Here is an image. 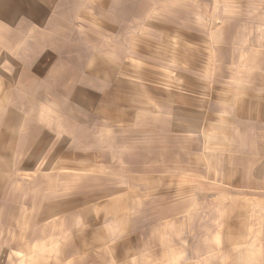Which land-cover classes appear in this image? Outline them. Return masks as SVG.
<instances>
[{"label": "rangeland", "instance_id": "374dc122", "mask_svg": "<svg viewBox=\"0 0 264 264\" xmlns=\"http://www.w3.org/2000/svg\"><path fill=\"white\" fill-rule=\"evenodd\" d=\"M38 1L0 0V116L6 114L7 110L13 111L10 113V119L27 117L24 116V108L33 106L29 103L30 97L33 96L28 95L26 89L24 91L26 94L20 93L23 88L30 87L32 81L43 82V87L47 86L49 91L52 90L53 94H48L52 102L57 91L59 92L57 94H61L73 83V80L66 78L67 69L70 66L65 62L63 63V79L45 77L32 80L14 75L17 71L24 72L27 64L23 60L28 56L24 50L29 53L30 42L98 43L125 40L136 44L142 40L169 42L172 45L175 42L176 54L172 45H160L163 54L158 55V58H152L155 62H150L151 59L142 64V61L132 55L125 58L123 64L128 70L123 68V71L125 76H128L131 87H134L136 82H140L135 79L133 72L141 66L153 67L157 73L163 75L169 74V71L177 73V69H181L186 63L183 58L184 50H186L184 42H193L192 56L196 55V57L192 59L194 67L191 71L193 73L207 71L209 78L204 83L207 86L216 84L214 73L210 76V72H215L216 69L224 77V80L217 82L216 86L238 87L241 82L253 81V79L244 80L242 77L250 75L247 71H255L254 60L249 58L246 62L232 64L230 42H239L240 48L235 49L243 53L264 52V0H129L133 4L144 2V14L136 15L137 8L133 6L131 11L135 15H130L131 17L123 23L128 29L121 32L122 40L119 38V30L118 33L116 30L102 28L101 22L105 14L93 13L88 15V20L81 17L77 20L71 17V21L67 22L55 13V0H46L48 4L51 3L47 7L42 6L43 11L39 15L36 14L35 8L39 6ZM125 1L128 2V0ZM88 2L91 6L94 5L93 0ZM136 19L139 21L140 29V19H142L143 31H137L135 28ZM108 20L111 21L110 18ZM112 21L114 22L113 19ZM136 32L140 34L136 35ZM143 33L149 37L145 38ZM216 42H224V66L215 61L213 50ZM85 53L83 51V54ZM32 56L35 62L29 68L28 75L41 76L48 72L56 58L55 55L40 58V53L33 52ZM36 66L44 68L43 72L36 73ZM79 69L82 70V64L76 66V70ZM118 75L120 78L121 75ZM62 81L65 88L62 85L57 88L56 84ZM95 81L94 91L81 87L80 92H93L94 99L96 97L97 100L100 97L101 84L100 80ZM114 81L118 80L114 79ZM158 81L163 82V79ZM149 85L158 86L159 84L151 81L144 84V86ZM75 91L78 92L79 88ZM88 96L90 94H82L80 97L82 102L75 108L70 105L69 109L78 113L83 112V102L88 100ZM66 105L68 104L65 103L64 115L61 109L55 110V107H52L44 117L50 119L51 123L59 117L66 119V111H68ZM35 114L39 116L36 110L32 115L35 116ZM83 115H79L80 120L87 118ZM215 136L212 133L206 142L205 136L198 138L193 135L192 138L195 141L189 144V149L176 152L181 155L186 153L193 156L197 154L205 156L206 158H201L203 165L201 169L198 166H192V172L187 174L178 172L177 176L154 174L149 171L144 179L155 180L154 185L151 181H147L148 183L145 182L143 185L145 187L143 190L139 189L141 186L128 183L127 175H103L98 174V171L97 174H93L82 170L77 172L67 170L65 168H69L70 164L59 157L33 159V166L30 168L29 160L25 161L24 157L14 152L15 145L13 147L11 144V147H8V142L0 143V264H83L79 263V256L83 258L89 253L93 256L99 254V250L103 249L91 246L90 242L94 238L88 237L82 239L85 255L75 250L77 247H73L74 252L71 254L65 253L67 241L68 243L75 241V238L69 240L61 236L66 229L67 224L64 223L67 221L66 216H63V222L58 218H50L45 208L54 198L55 193L64 196L82 194V198L83 194L88 192V194L94 193L92 198H97L102 196L98 194L102 192L100 191L102 188L108 190L106 195L111 197L107 201L108 205L104 207L105 216L101 219L110 221L121 213L123 217L132 220L131 228L137 234L134 236L135 246L133 245L132 255H130L132 264H257L258 262L264 264V255L256 254L260 244L263 246L264 239L237 237L241 234L246 236L248 230L254 231L261 227L262 224L258 223L254 215L257 211L264 214V190L225 189V186L231 187V185H223L226 181L223 180L225 176L222 164L224 165L225 158L230 155L232 146L225 141L219 142L225 137ZM215 139L217 141H214ZM71 145L70 143L62 144L63 148L67 149H70ZM105 145L102 143L98 150L105 149ZM99 161L101 160L97 159V162ZM96 166L99 164L97 163ZM205 166L208 172L207 178L204 174ZM27 169L29 172L25 173ZM259 174L260 171L257 169L254 176L260 178ZM189 186L191 190L183 189L184 187L189 189ZM73 187L77 189H72ZM114 187H121L120 194H124L126 198H129L128 200L136 195L137 200L147 203L142 206L135 198H132L131 200L137 202V206H129L122 200L116 199L120 208V211L116 213L111 207L113 200L111 198H115L112 196ZM246 196L250 197L249 203L239 204V201L247 202ZM101 198L92 201L98 202ZM251 202L257 205L252 206ZM126 210H128L127 214ZM151 211L156 213L151 216ZM157 219H159L158 222H156ZM75 228L78 229V227ZM58 230L60 234H55ZM156 231L155 237L153 234ZM70 234L69 236L73 238L76 231ZM105 261L108 264L112 263L109 259Z\"/></svg>", "mask_w": 264, "mask_h": 264}, {"label": "crops", "instance_id": "0c3cea01", "mask_svg": "<svg viewBox=\"0 0 264 264\" xmlns=\"http://www.w3.org/2000/svg\"><path fill=\"white\" fill-rule=\"evenodd\" d=\"M39 1V6L35 8L38 15L43 11L42 6L47 7L51 3L48 4L46 0ZM93 1L94 5L91 6L88 0H55V13L60 16V19L67 22L71 21V17L77 20L78 17L88 20V15L93 13L105 14L101 22L102 28L117 32L119 30L120 33L128 29L123 23L131 17L130 15L144 14L145 7L142 1L134 4L129 0L128 2H124V0ZM133 6L137 8L135 14L131 11ZM109 18L111 21L108 20ZM136 21L137 31H143L142 19H140L141 29L138 19ZM120 33L119 38L122 40L123 36ZM138 33L140 34V32H136V35ZM143 36L149 37L144 33ZM140 38L143 37L140 36ZM122 41L30 42L29 53L24 50L28 54L23 60L27 64L24 72L17 71L18 74L15 72L14 75L18 78H31L32 80L45 77L63 79V63L65 62L70 66H68L66 78L73 80V83L66 88L63 81L57 83L56 87L62 85L65 91L57 94L59 92L56 88L54 102L51 101V97H48V94H53L52 90L49 91L47 86L43 87V82L32 81L30 87L23 88L20 94H26L24 91L28 90V95L33 96L30 97L31 102H29L33 106L24 108V116H27L24 119H10V113L13 111L9 110L0 116V143L8 142V147H11V144L13 147L15 145L14 152L24 157L25 161L29 160L30 168L33 166V159L59 157L62 161L70 164L69 168H65L67 170L76 172L82 170L93 174H97L98 171V174L103 175H127L128 183L141 186L139 189L143 190L145 189L144 183L147 184L151 181L144 179L149 171L154 174L177 176L178 172L181 174L192 172V166H198L201 169L203 166L201 158H206L205 156L201 154L193 156L186 153L184 156L176 152L188 150L189 144L195 141L192 138L193 135L198 138L203 135L206 137L205 141H208L209 135L214 133L215 137H219V135L225 137L219 142L225 141L231 143L232 146L230 155L225 158L224 165L222 164L225 176L223 180L226 181L223 185H231V187L225 186V189L264 190V52L256 50L257 52H251V54L243 53L235 49L240 48L239 42H230L232 64L246 62L249 58L254 60L255 71H247L250 75L242 77L244 80L253 79V81L241 82L238 87L216 86L217 82L224 80L219 70L216 69L215 72H210V76L214 73L216 84L207 86L204 85L209 78L207 71L196 73L191 71L194 67L192 59L196 57V55L192 56L193 42H184L186 50H184L183 58L186 63L181 69H177V73L169 71V74L163 75L157 73L153 67L141 66L134 69L133 72L135 79L140 82H136V85L131 87L128 76H125L123 71V68L128 70L123 64L125 58L132 55L143 64V62L158 58V55L163 54L160 45L170 46L172 44L142 40L132 44L133 42ZM223 44L224 42H216L213 50L215 61L222 66L225 63L223 61ZM172 46L176 54L175 42ZM83 51L86 53L83 54ZM32 52L40 53V58L55 55L54 69L52 70L53 67H50L48 72L41 76L39 74L28 75L29 68L35 62ZM150 62H155V60L152 59ZM75 64H82V70H76L77 65L74 66ZM43 69L36 66L35 70L36 73H42ZM118 74L121 75L120 78ZM96 79L100 80L101 84L100 97L97 100L96 97L94 99L93 92H80L81 87L94 91ZM114 79L118 81H114ZM159 79H163V82L158 81ZM148 81L159 85L144 86ZM77 88H79L78 92L75 91ZM10 91L9 94H11ZM84 93L90 94V96L83 102V112L78 113L70 110V105L75 108L82 102L80 97ZM65 103L68 104L66 105L68 107L66 119L59 117L54 120V123H51L50 119L44 117L52 107H55V110L61 109L63 114ZM35 110L39 116L32 115ZM80 114H84L83 116L85 118L87 116V118L80 120ZM13 115L16 117L15 114ZM65 143L72 144L71 148H63L62 144L65 145ZM102 143L106 144L105 149L98 150ZM258 146L259 148H257ZM97 159L101 161L97 162ZM97 163L99 166H96ZM148 168L153 170H147ZM206 168L205 166L204 174L207 178ZM257 169L260 171V178L254 176ZM27 172L29 169L25 171V173ZM198 173H202V171H198ZM154 181H151L153 185ZM172 184L175 183L172 182ZM77 188L73 187L72 189ZM121 189V187L112 189L114 193L112 196H115V198H111L113 199L111 201L112 211L116 213L120 211L116 199L122 200L129 206H137V202L142 206L147 203L137 200L135 194V197L132 196L128 200L129 198H126L124 194H120ZM183 189L191 190V186L189 189L186 187ZM100 191L102 192L98 194L102 196L97 198L104 195L106 198H101L98 202L92 201L97 199L92 198L94 193H84L82 198V194L64 196L55 193L45 210L49 213L50 218H58L62 222L63 216H66L67 221L64 223L67 225L61 236L69 240L75 238V241L72 243L67 241L65 253L71 254L74 252L73 247H77L75 250H78L81 255H85L82 239L86 237L94 238L90 242L91 246L103 249L94 256L90 253L83 258L79 256V263L108 264L105 260L109 259L112 261L109 264H132L130 255H132L133 245L135 246L134 236L137 235L131 228L132 220L123 217L121 213L110 221L101 219L105 216L104 207L108 205L107 201L111 196L106 195L108 192L106 189L102 188ZM75 192H79V190H75ZM118 193L119 195H117ZM246 197L248 198L247 202L239 201V204H248L250 197ZM132 198H135L137 202L131 200ZM257 200L260 201V199ZM251 203L252 206L257 205L254 202ZM92 204L94 205L91 206ZM125 212L127 214L128 210ZM155 213L151 211L150 214L152 216ZM262 215L264 214L259 211L254 215L255 219H258V223L262 224L261 227L259 226L254 231L248 230L246 236L241 234L237 237L264 239V216ZM71 231H76L73 238L69 236ZM57 233L60 234L59 230L55 232V234ZM153 235L156 237L157 231ZM256 254L264 255V244L263 246L260 244Z\"/></svg>", "mask_w": 264, "mask_h": 264}]
</instances>
